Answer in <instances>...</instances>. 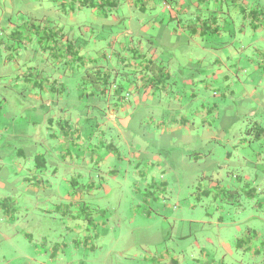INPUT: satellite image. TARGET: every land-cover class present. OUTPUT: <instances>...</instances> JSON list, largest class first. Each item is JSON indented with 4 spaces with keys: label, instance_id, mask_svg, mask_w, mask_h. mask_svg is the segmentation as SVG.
<instances>
[{
    "label": "rangeland",
    "instance_id": "obj_1",
    "mask_svg": "<svg viewBox=\"0 0 264 264\" xmlns=\"http://www.w3.org/2000/svg\"><path fill=\"white\" fill-rule=\"evenodd\" d=\"M112 1L111 15L132 18ZM154 1L143 27L161 36L153 45L173 60L168 73H148L128 127L92 131L72 99L82 118L73 161L51 136L64 111L48 112L45 83L75 85L79 74L53 69L34 30L72 9L0 0V264H264V0ZM83 8L82 21L93 10ZM30 82L41 84L37 100Z\"/></svg>",
    "mask_w": 264,
    "mask_h": 264
},
{
    "label": "crops",
    "instance_id": "obj_2",
    "mask_svg": "<svg viewBox=\"0 0 264 264\" xmlns=\"http://www.w3.org/2000/svg\"><path fill=\"white\" fill-rule=\"evenodd\" d=\"M99 1L97 4L96 0H64L61 3L64 12L68 14V8H71L73 13L72 16L67 17L66 23L46 26L44 29L39 26L38 29L34 28L37 31V37L41 45L40 49L44 51L47 61L53 65V69L63 71L65 74L70 72L76 75L79 74V82L75 85L70 82L61 83L60 88L53 87L49 89L48 83H45L46 95L49 94V90L50 92L53 91V98L45 103L48 112L60 118L61 113L58 114V111H64V118H60V121L52 126L51 136L58 140L57 145L64 152L68 151V155L71 156L73 161L75 159L78 161L79 157L71 155L69 146L77 145L76 141L81 135L82 118L72 119L71 112L68 111L73 105L71 103L72 99H75L77 104H85L87 107V110L83 112L87 120L84 127H90L89 129L92 131L105 127L106 123L114 128L121 125L128 127L129 113H138L139 106L143 104L148 94L147 84L154 83L153 80H150L148 73H153L156 70L159 75L164 72L168 73V66L173 62V60L167 58L170 56L169 54H160L154 47L156 45H153L156 40L162 39L161 36H156V33L154 36H149L143 27L146 20L144 17L147 14L146 9L148 6L154 8V0H125L132 18L114 17L109 13V6L105 5H113L110 7L117 9V3L112 0ZM238 3L236 9L241 10L245 3ZM88 4H91V6H88ZM84 5L93 8V10L89 12L90 16L82 21L80 18H76L75 14L83 10ZM96 6H100L103 12H100L101 14L97 16L95 15L96 9H98ZM138 10L141 11L138 12ZM174 18L178 17L172 11L171 19ZM71 25L80 28L81 39H75L66 33V28L71 27ZM121 25L123 30H115V28L119 29ZM153 26L155 29L161 27L156 23ZM201 35L203 33L195 31L193 36ZM144 39L149 43V46L145 47ZM87 70H92L98 75L100 72L106 73L110 79L101 83L96 82L85 89L86 87L82 86L81 77ZM115 74H119L117 78ZM111 77L116 78V80L112 81ZM157 80L160 82L161 79L157 78ZM106 82H108V89L104 92L103 85ZM40 85L37 82H30L26 86L28 90L32 91L31 100L38 99L35 86L40 87ZM159 86H161L160 83L156 87ZM143 88L147 91L145 90L141 94ZM34 90L35 92H33ZM39 100L42 99L39 98ZM99 141L102 144L92 148L95 152L89 161L92 164L98 162L104 154L105 143L102 136ZM46 152L48 153L47 149ZM38 157L43 163L44 156L38 155ZM44 163L46 162L44 161ZM41 166L40 164L38 172H34L35 176L32 177L34 183L41 184L43 182L41 175V173L43 174V167ZM94 184V182L91 183L92 186ZM81 196L77 198L79 199ZM75 197L76 195L73 199H77Z\"/></svg>",
    "mask_w": 264,
    "mask_h": 264
},
{
    "label": "trees",
    "instance_id": "obj_3",
    "mask_svg": "<svg viewBox=\"0 0 264 264\" xmlns=\"http://www.w3.org/2000/svg\"><path fill=\"white\" fill-rule=\"evenodd\" d=\"M40 27V26H39ZM116 75V78H117V76L119 75V74H115ZM119 77H121V76H119ZM116 78L114 79V77L112 78L111 77V80L113 81V80H116ZM108 79H110L109 78V75L108 74H106V73H102V72H100V74L98 75V74H96V72H94V71H92V70H90V71H85L84 72V74L82 75V77H81V82H82V86H85L86 88L85 89H87L88 87H91V85H94L96 82H104V81H107ZM120 80H121V78H120ZM110 81V80H109ZM107 83L108 82H106L104 85H103V87H104V92L108 89L107 88ZM111 83V82H110ZM103 95V94H102Z\"/></svg>",
    "mask_w": 264,
    "mask_h": 264
}]
</instances>
